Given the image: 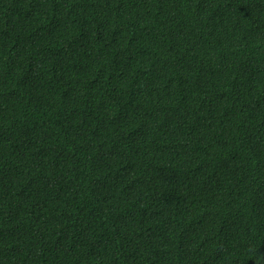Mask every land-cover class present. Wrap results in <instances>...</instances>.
I'll list each match as a JSON object with an SVG mask.
<instances>
[{
	"label": "trees",
	"instance_id": "obj_1",
	"mask_svg": "<svg viewBox=\"0 0 264 264\" xmlns=\"http://www.w3.org/2000/svg\"><path fill=\"white\" fill-rule=\"evenodd\" d=\"M0 264H264V0H0Z\"/></svg>",
	"mask_w": 264,
	"mask_h": 264
}]
</instances>
